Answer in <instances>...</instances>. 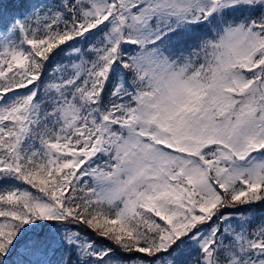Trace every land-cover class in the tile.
Instances as JSON below:
<instances>
[{
    "label": "snow or ice",
    "instance_id": "6c2138e0",
    "mask_svg": "<svg viewBox=\"0 0 264 264\" xmlns=\"http://www.w3.org/2000/svg\"><path fill=\"white\" fill-rule=\"evenodd\" d=\"M0 264H264V0H0Z\"/></svg>",
    "mask_w": 264,
    "mask_h": 264
}]
</instances>
